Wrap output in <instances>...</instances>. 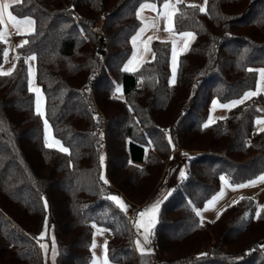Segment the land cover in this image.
<instances>
[{
  "label": "trees",
  "instance_id": "obj_1",
  "mask_svg": "<svg viewBox=\"0 0 264 264\" xmlns=\"http://www.w3.org/2000/svg\"><path fill=\"white\" fill-rule=\"evenodd\" d=\"M145 0H18L32 32L0 73V264H43L50 232L55 264H90L94 226L107 231L110 264H264V206L243 197L202 223L197 209L221 176L232 183L264 172V97L251 96L206 124L213 99L241 97L264 69V0L180 5L174 30L195 38L169 81L168 41L122 69ZM158 3L163 0H155ZM1 29V22H0ZM6 44L0 37V64ZM44 96L29 89L27 58ZM45 123L60 147L46 143ZM173 150L188 151L186 174L162 202L152 252H137L129 215L163 184Z\"/></svg>",
  "mask_w": 264,
  "mask_h": 264
},
{
  "label": "rangeland",
  "instance_id": "obj_2",
  "mask_svg": "<svg viewBox=\"0 0 264 264\" xmlns=\"http://www.w3.org/2000/svg\"><path fill=\"white\" fill-rule=\"evenodd\" d=\"M259 80L253 89L244 93L241 97L233 98L228 101L213 99L209 106L206 124H211L218 119L224 118L230 108L243 102L253 95L261 93L264 97V79L261 73L264 69L257 68ZM188 151H181L171 155L168 171L165 175L163 184L159 190L139 209L133 210L119 194H111L110 199L127 215L132 231L133 243L137 252H152L153 229L157 221V214L160 206L178 181L185 176L188 159L191 156ZM243 197H251L256 200L257 207L264 206V172L256 177L232 183L225 176H221L220 187L200 208L197 214L202 223L215 220L222 210ZM107 231L100 226H94L91 238V260L90 264H110L107 257ZM39 242L42 254V263L49 264L54 259L55 244L50 240V236ZM44 256V257H43Z\"/></svg>",
  "mask_w": 264,
  "mask_h": 264
},
{
  "label": "crops",
  "instance_id": "obj_3",
  "mask_svg": "<svg viewBox=\"0 0 264 264\" xmlns=\"http://www.w3.org/2000/svg\"><path fill=\"white\" fill-rule=\"evenodd\" d=\"M17 1L18 0H0V37L6 44L5 57L0 64V73H8L12 70L18 55L17 47L25 41L24 35L32 32L34 28V20L31 17H16L11 13L10 6ZM180 5H194L204 10L206 0H163L160 3L155 0H145L137 6L135 14L139 19V26L130 37L131 52L122 65L124 71H136L145 61L150 59L151 42L153 40L168 41L171 46L169 56V81L174 83L179 57L189 49L195 38V33L193 31L174 30V16ZM27 65L29 89L35 94V109L38 113L43 115L44 96L36 83L35 59L33 56L27 58ZM261 77L264 79V73H261ZM258 80L259 73L257 71V82ZM257 124L260 127L264 126V117L259 118ZM45 130L47 137L46 143L60 147L59 142L52 138L50 127L47 123H45ZM178 152L181 151L173 150L171 155ZM189 154L192 155L191 152ZM49 236L50 240H54L51 232ZM45 239L46 238L42 239L40 242H45ZM55 256L56 245L54 259L51 260L49 264H55Z\"/></svg>",
  "mask_w": 264,
  "mask_h": 264
}]
</instances>
